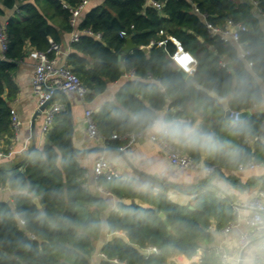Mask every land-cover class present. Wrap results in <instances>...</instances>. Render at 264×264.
Wrapping results in <instances>:
<instances>
[{
  "label": "trees",
  "instance_id": "trees-1",
  "mask_svg": "<svg viewBox=\"0 0 264 264\" xmlns=\"http://www.w3.org/2000/svg\"><path fill=\"white\" fill-rule=\"evenodd\" d=\"M39 1L0 0V16L4 15V9H14L17 2L22 3L21 10L26 13L23 19L9 18L5 25L8 47L5 56L0 57V138L6 146L4 152L8 151L7 146L12 144L14 137L11 107L4 100V92L9 100L15 95L12 74L27 46L48 53L52 44L50 37L59 44L60 36L53 26L56 15L62 18L60 26L91 32H82L80 39L72 42L73 51L67 58V65L89 89L86 98L92 99L104 92L109 82L122 77L123 71L133 70L139 76L120 88L116 101L105 102L93 113L96 126L108 144H122L111 138L113 133L141 132L130 123L134 112L161 110L168 100H171L170 106L182 109L194 97L211 100L196 82L220 96L232 93L229 99L232 110H254L251 98L263 97L258 78L264 81V31L258 20L253 18V24L243 22L248 29L241 33V40L250 51L243 58L233 42L212 36L206 23L194 11L196 7L207 14L213 24H222L229 18L242 22L251 12L246 2L237 5L235 0H157L163 3L162 8L157 9L151 0H103L97 4L92 0L72 25L71 9L81 0H42L40 4ZM257 3L264 14V0H257ZM48 7L53 9V14L45 12ZM121 30H126L127 36L122 37ZM161 30H166L196 55L198 68L194 77L184 78L172 65L170 56L176 46L171 39L159 34ZM127 37L138 47L119 58ZM162 39L163 43L157 42ZM150 44L152 47L148 51L146 46ZM48 54L52 57L54 51ZM224 57L231 61L234 73L220 66ZM247 60L253 62L251 67ZM150 76L158 79V83L146 82ZM144 99L149 101L148 106ZM240 121L250 125L258 137L263 130L264 112L253 111ZM69 136L67 114L62 112L56 116L42 148L48 154L47 163L37 158L35 153L39 150L34 149L27 162L13 170L0 164V186L10 187L14 203L11 206L0 202V264H92V216L108 206L103 197L95 198L83 186L84 170L70 148ZM235 138L237 144L255 155L250 142L243 137ZM257 152L262 155L258 159H263L264 147ZM187 153L200 161L199 154ZM58 156L67 162L57 166ZM209 163L217 168L237 170L221 158ZM261 180L260 186L264 189V178ZM17 181L20 184L14 183ZM99 183L107 185L118 198L116 204L121 209L109 211L107 222L113 237L103 246L105 256H100L99 264H165L172 248L190 258L201 250L202 243L213 242L214 234L208 230L213 220L221 227L235 218L229 200L210 190L179 204L166 192L156 196L137 192L128 180L102 178ZM21 184L30 186L36 193L40 208L29 196L16 194ZM249 184L255 186L256 182L252 180ZM125 199L132 202L126 203ZM136 199L141 203L135 202ZM91 205L95 206L90 211ZM13 209L27 214L26 227H18L5 216ZM39 211L47 214L43 221L36 219ZM160 212L165 214L164 218ZM148 246L158 247L159 252L146 257L143 249ZM215 262L216 258L211 257L202 259L201 264Z\"/></svg>",
  "mask_w": 264,
  "mask_h": 264
},
{
  "label": "crops",
  "instance_id": "crops-1",
  "mask_svg": "<svg viewBox=\"0 0 264 264\" xmlns=\"http://www.w3.org/2000/svg\"><path fill=\"white\" fill-rule=\"evenodd\" d=\"M34 2V0H32ZM42 0L39 1V4ZM248 3L250 5V16L246 18L243 17L242 22H249L253 24L252 19L256 18L259 22V26L264 31V14L258 7L257 0H235V3L238 5L239 3ZM21 2H17L14 9H4L5 13L3 16H0V24L6 25L7 21L11 17H15L17 19H23L26 17L25 10H21ZM36 4V2H35ZM67 4H64V7H67ZM48 15L53 14V9H44ZM196 13L203 19L206 23L208 17H206L205 13L200 12L196 7L194 9ZM60 16H53V26L57 29L60 42L58 44V50L54 51L52 58L55 60V66L67 65V58L68 55L73 51L72 49V34L75 31L72 27L68 28L67 26H60L61 21ZM72 24V23H71ZM160 35L166 36V38L170 39L172 35L168 33L166 30H161ZM50 40L51 37L49 38ZM200 42L201 39H199ZM157 42L163 43L164 40H159ZM152 45L146 46V49L149 51ZM204 47V46H203ZM200 51V49H199ZM128 53L123 51V54L120 58ZM194 54V53H193ZM196 57V55L194 54ZM222 62L226 64V68L230 69L232 73H234L232 69L231 61L224 57L223 60L220 62V66H222ZM39 64V58L37 57V51L33 50L31 47L27 46L26 52L22 58H20L17 63L16 67L12 74V81L16 88V93L12 99H8L7 92H4V100L7 101L11 107V110H14L18 118L20 119V126L17 130V134L14 131V137L12 139V144L7 146V149L11 146V154L4 155L0 157V164L5 165L8 167L7 169L13 170L14 168L18 167L19 164L27 162L29 156L31 155L34 149L41 150L43 146L47 143V135L50 132L51 128L44 132L42 130L43 126V119L44 114L40 113L36 115V110L38 108L37 98L35 93L33 92L32 88V79L35 74V70L37 65ZM223 67V66H222ZM198 68V59L196 57V64L194 66V70L192 73L189 74V77H194ZM130 71L126 72L123 71L122 77L114 82H109L107 88L104 92L96 95L92 99L88 98H80L75 92H67V100L64 95L58 93L54 100L62 101L66 104V111L67 114V122L69 118L68 114V103L71 109V122L74 127L73 133L71 135V140L69 136V144L72 152L76 156V159L80 163L81 167L84 170V174L82 176L83 186L94 196L95 198L103 197L104 200L107 202V206L109 202H117L118 198L113 193H105L100 191L96 186V181L93 176V164L94 161L99 156H104L109 163L116 168L118 172V177L120 179L128 180L133 184L136 182L139 183H147L153 187H159L160 192H166L172 201L185 204L189 202L192 198L197 196L199 193L205 191H213L209 187V182L205 179H200L198 176V169H180L174 167L170 164L166 151L162 149L157 143L152 141L150 138L143 136L142 138H137L133 143L124 145L123 150H119V145H111L108 144L103 138L98 137H91L88 133L87 124L85 121V111L87 109H92L96 111L101 105H103L107 101H116V93L120 90L122 86H124L127 82L138 79L139 76L134 75L129 76ZM258 78V77H257ZM50 77L48 78L49 84ZM146 82H157L158 79L154 77H149ZM258 82L261 86L263 97H264V81L258 78ZM196 86L205 91L211 98V100H204L198 97H194L191 101L187 103V106L182 109L176 108L174 106H170L171 100L164 105V107L159 110L165 112L170 117L174 118H185L190 120H200L206 128L213 130L217 133V135L227 138L233 139L235 143L237 140L235 137H231L228 135V129L231 125L236 122L232 118L226 117V110L230 109L229 107V99L232 96V93L228 96H220L217 95L212 90L207 89L203 85L199 83H195ZM5 93L6 98L5 99ZM213 100V101H212ZM145 104L148 106L150 103L146 99H144ZM182 111V112H181ZM253 111H258L260 113L264 112V109H254L251 110L250 115ZM181 112V115H179ZM246 119V118H244ZM241 119V120H244ZM238 122V121H237ZM69 126V123H68ZM263 130L262 134L260 135L261 139L254 140L250 142L252 149L255 150V157L261 158L262 155L258 154L257 149L264 147V123H263ZM70 132V126H69ZM5 144L3 142L2 149L4 151ZM9 150V149H8ZM186 152V151H185ZM6 153V152H5ZM132 154H140L146 156L152 160H164L170 166V175L176 176H187L191 177L190 181H182L177 183L170 182L167 178H161L157 175H154L150 172V170L143 166H138L135 163L129 160L130 155ZM119 157L123 163L118 165L114 163V160ZM202 157L199 159L201 162ZM260 160V159H259ZM261 160H264L261 159ZM210 166V160L206 161ZM215 172L220 177L230 181L232 184L237 185L240 188H252L255 187L257 190L261 188L262 178L258 180L255 179H248L244 177L238 170H228L225 168H215ZM254 180L256 185H250L249 182ZM106 190L107 185L104 183L101 184ZM134 188V187H133ZM135 189V188H134ZM136 190V189H135ZM137 192H146L151 193V191H140L136 190ZM197 193H194L196 192ZM214 192V191H213ZM13 191L10 189L8 185L2 186L0 189V202L4 201L9 203L11 206H14ZM175 198H172V197ZM230 205L232 206L233 200L228 199ZM126 203L132 202L130 199L123 200ZM135 202L141 203L139 200H135ZM95 205H91L89 210H94ZM109 209H103L98 214H94L92 216V225L98 222L100 219L108 218ZM215 224L214 229H210L211 224ZM208 227V230L215 235L220 234L224 235L222 232L223 227H217V222L212 221ZM246 232L245 229H232L228 234H234L237 231ZM93 232V244H94V252L92 255V264H99L100 256L102 254L103 246L112 239L113 235L107 231L103 232L96 228H92ZM124 236L123 233H118ZM125 237V236H124ZM217 243L215 239L210 244H201V250L193 255L192 257L188 258L185 255L181 254L175 249L170 250V254L165 262V264H188L189 261H195L196 264H201L202 259H209L211 257L216 258L218 255L216 254V247Z\"/></svg>",
  "mask_w": 264,
  "mask_h": 264
},
{
  "label": "clouds",
  "instance_id": "clouds-1",
  "mask_svg": "<svg viewBox=\"0 0 264 264\" xmlns=\"http://www.w3.org/2000/svg\"><path fill=\"white\" fill-rule=\"evenodd\" d=\"M254 108L264 109V97L253 96L250 101ZM130 123L136 126L141 133L150 139H160L171 146L199 154L202 159L198 166V176L209 182V187L221 198L231 199L237 211L236 224L238 229L251 231H237L234 234L215 235L214 239L220 248L215 264H264V195L255 187L240 188L230 181L216 174L207 160L224 159L248 179L258 180L264 177V160L257 159L248 153L233 139H227L206 128L200 120L174 118L159 110H140L132 113ZM231 137H243L246 142H253L257 137L253 128L246 122H234L228 129ZM42 163L48 162V154L42 149L35 153ZM129 160L138 166L146 167L154 175L167 178L172 183L190 181L191 177L170 175V166L164 160H152L140 154H132ZM67 161L58 156L57 166ZM114 163L120 165L123 161L117 157ZM20 184L19 181L14 182ZM136 190L151 191L153 196L159 195V187L147 183L136 182ZM17 195L29 196L39 208V197L30 186L22 185ZM172 198H175L174 196ZM109 211L119 212L121 209L115 202H109ZM5 216L15 222L18 227L24 228L28 224L27 214L23 211L10 210ZM47 214L39 211L36 219L43 221ZM100 231L107 232L110 225L106 219H100L91 225ZM188 264H196L189 261Z\"/></svg>",
  "mask_w": 264,
  "mask_h": 264
},
{
  "label": "built area",
  "instance_id": "built-area-1",
  "mask_svg": "<svg viewBox=\"0 0 264 264\" xmlns=\"http://www.w3.org/2000/svg\"><path fill=\"white\" fill-rule=\"evenodd\" d=\"M92 0H81V3L71 9V23L72 25H75L77 23L78 17L85 6H87ZM151 4L157 8L161 9L163 6V3L157 0H151ZM206 17L208 15L206 14ZM133 27V25L131 26ZM206 27L210 34L212 36L219 37L221 40L225 42H233L237 48L239 49L240 56L243 58H246L250 51L245 48L244 43L241 40V33L246 31L248 28L247 26L240 21H234L233 19L229 18L222 24H213L210 22L207 18L206 20ZM82 32L91 33L89 30H85ZM80 30H75L72 34L71 40L72 42H77L80 39L81 33ZM120 35L122 37L127 36L126 30H121ZM99 37L100 35L97 34ZM170 39L173 41V43L176 46V50L171 54L170 59L172 65L176 69H180L181 71L187 73L188 75L193 72L194 66L196 64V57L194 54L185 49L182 43L175 37H170ZM51 47L48 50V53L51 51L58 50L59 46L58 44L54 43L52 40H50ZM8 47V40L5 33V25H0V57L5 56V52ZM48 53L38 51L37 57L39 58V64L37 65V68L35 70V74L32 79V88L33 92L36 95L38 106L42 105L46 100H48L54 93L55 89H60L63 92H75L80 98H86L89 89L88 87L81 81L79 76L73 72V70L68 65H61V66H55L54 62L55 60L49 56ZM248 67H251L253 65V62L251 60H247ZM222 66L225 67L226 64L222 62ZM129 76L134 75V71L131 70L128 74ZM50 77L49 84H48V78ZM66 111V104L62 101H56L53 100L50 104H48L45 109L42 111V114H44L43 119V126L42 130L44 132L48 131L56 118L57 115L60 113ZM242 111L238 110H232L230 109V118H232L234 121H240V113ZM12 113V127L15 131V134H17V130L20 126V119L16 115L14 110H11ZM93 113L94 110L87 109L85 111V121L87 124L88 133L91 137H98L103 138L105 140V137L100 133L98 130L96 123L93 119ZM144 135L141 132L137 133H125V134H118L113 133L111 135L112 139H117L119 141H122V144L119 145V150H123L124 145L133 143L137 138H142ZM261 139L260 136H258L255 140ZM155 143H157L162 149L166 151L168 160L171 165L174 167L180 168V169H198V166L200 164V161H196L192 158L190 154L183 151L182 149H179L177 147L171 146L168 143L160 140V139H151ZM3 139L0 138V157L4 155L11 154V146L8 148L9 150L5 153L2 149ZM210 167L216 168L215 165H211ZM93 176L96 181L97 188L105 193H110L109 190H106L100 183V179L106 178V179H113L118 177V172L116 168H114L109 161L104 156H99L93 164ZM2 186H0V189ZM258 192L261 195H264V189L261 187L258 189ZM232 208L234 213H236L237 208L234 205V202H232ZM215 224L210 225V229L215 228ZM238 228L236 224V216L233 220L229 221L222 229V232L224 234H228L232 229ZM251 231L248 229L246 232ZM145 256L148 257L150 254L154 253L157 254L159 252V248L156 246H148L143 249ZM220 248L217 245L216 247V254L219 255ZM101 256H105L103 253ZM114 261L117 262L116 259Z\"/></svg>",
  "mask_w": 264,
  "mask_h": 264
},
{
  "label": "water",
  "instance_id": "water-1",
  "mask_svg": "<svg viewBox=\"0 0 264 264\" xmlns=\"http://www.w3.org/2000/svg\"><path fill=\"white\" fill-rule=\"evenodd\" d=\"M93 1L95 2V4H97V3H100L103 0H93ZM137 47L138 46L132 41V39L130 37H127L126 38L125 46L123 47V51L126 52V53H129V52H131L133 49H135ZM120 57H121V55H119V58ZM177 70L180 72V74L184 78H188L189 77V75L187 73L181 71L180 69H177ZM58 93L64 95L65 98H66V100H67V94H66V92H63L62 90H60V89L57 88V89H55L53 95L48 100H46L42 105L38 106V108L36 110V115L42 113V111L45 109V107L48 104H50L55 99V97H56V95ZM5 99H7L6 98V93H5ZM67 103H68V114H69L68 123H69V126H70V140H71V135L73 133L74 127L72 125L71 118H70V116H71V109H70V106H69V102H67ZM250 113H251L250 111H242L240 113V118L241 119L247 118L250 115ZM229 114H230V109H227L226 110V117H229ZM194 193H197V191L194 192ZM39 205H40V202H39ZM40 207H41V205H40ZM191 208H193V207H191ZM160 216L162 218H164L165 217V214L163 212H160Z\"/></svg>",
  "mask_w": 264,
  "mask_h": 264
}]
</instances>
